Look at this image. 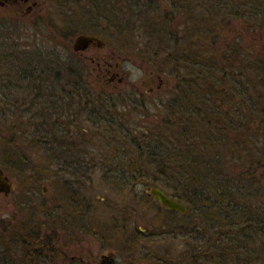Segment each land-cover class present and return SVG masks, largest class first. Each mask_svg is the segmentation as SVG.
<instances>
[{
    "label": "rangeland",
    "instance_id": "rangeland-1",
    "mask_svg": "<svg viewBox=\"0 0 264 264\" xmlns=\"http://www.w3.org/2000/svg\"><path fill=\"white\" fill-rule=\"evenodd\" d=\"M37 1L38 6L34 12L25 16H21L23 6L0 5L1 18L13 14L19 17L15 21H22L18 22L16 30L14 28L8 31L9 35H13V38L8 41L9 44H30L33 49L37 48L41 52L44 50L52 52L53 44L47 40L49 34L46 33L49 31L45 29L46 25L50 26V29L54 25L57 31L61 30L63 36L70 35L64 38L65 45L72 44L78 34L84 32L83 30L91 31L90 27L100 28V25H96V22L99 23L100 20L93 17L64 18L60 16L58 18L54 12L56 0ZM251 3L253 13L260 14V0H251ZM256 17V20H259V16ZM35 21L40 27L38 28L40 34H35L36 30L31 29ZM117 25L118 29L113 28V33L100 35L103 40L105 39L108 49L112 48L114 51L121 48L122 44L132 43L136 37L133 19L125 16L118 21ZM40 29L45 32L42 34ZM4 33L7 34L6 31ZM4 42L8 43L6 36L0 35L1 52H6L7 45ZM58 51L62 53L61 58L70 57H66L68 53L65 47L59 48ZM69 59L72 63L73 59ZM4 63L8 62L2 61L0 64ZM2 66L0 77L5 78L6 70L8 71L9 68ZM125 68L131 72L135 70L133 64H126ZM132 78L134 79L135 76L133 75ZM255 84L251 113L253 119L257 118L251 125L256 131L251 139L254 145L245 149L235 147L234 144L238 142L231 146L229 139L227 140L226 145L229 149L226 146L223 148L228 151H223L225 156L221 157L223 163L220 165L224 173L223 180L225 184L227 183L226 185L231 186V190L229 197L227 196L228 199L218 206L214 218L205 215V211L211 214L207 209L203 212L199 209L197 211L190 209L187 217L181 215L174 217V214L169 215L162 209L160 211L156 202L150 205L145 203L146 199H143L141 195H145L147 186L140 184L135 187L134 197L137 199L132 200V193L118 189L119 185L111 186L109 184L111 181L101 178V173L80 180L73 178L74 175L66 174L65 178L71 181L68 185L72 200H69L60 190L61 185L54 184L50 179L51 163L41 162L38 157L42 153L40 149L44 144L29 145L19 140L11 131L16 123H12V118L8 115L10 112L7 110L10 108L4 110V113L2 109V106L5 108V102L11 100V96L6 94V98L4 94L0 95V168L13 184L7 195L0 194V234L3 233L2 225L6 222L10 224L30 222L32 225L41 223L48 228V231L50 227L55 230V237L61 244L69 245L70 255L80 254L86 262L95 264H98L103 255L113 256L117 264H250L253 260V264H264V123H260L264 115L259 114L261 106L264 107V82L256 78ZM149 85V80L145 79V83H141L140 87L146 90ZM0 89H2L1 85ZM19 98L20 93L15 95L18 103ZM35 120L33 119L34 123L41 122ZM59 120L63 119L59 118ZM68 121L62 122L67 124ZM78 125L80 126L78 129L82 131L84 125ZM17 130L19 129L16 126ZM238 131L241 144L249 136L246 137L244 129ZM50 134L47 133L46 136L50 137ZM236 136L238 132H234L231 141H235ZM57 138L63 143L53 142L47 145L56 151L55 163L60 161L59 156L66 158L64 164L70 166L75 159L83 158L82 154L73 155L67 151L66 145L73 138L66 140L65 136L60 134ZM80 141L81 139L73 140L76 143ZM247 143L251 144V141ZM215 148H207L208 159L213 162L211 167L213 171L218 170V165L215 164L218 158L213 153ZM20 155L23 159H20ZM52 164H54L53 161ZM71 170H73L72 167ZM143 205L147 210L143 208ZM120 210L122 213L119 212ZM152 222L155 223L154 226ZM134 224L136 229L141 231L144 229V238L134 240L131 234ZM122 227L124 232L121 230ZM5 237L7 236L0 235V241ZM250 241L253 248L257 247L254 250L256 253L251 252V256H248L246 252L241 254ZM1 247L2 245L0 250ZM258 251L262 257H258ZM10 254L13 258L16 257V253ZM254 256L255 259H252ZM68 262L61 260L60 264Z\"/></svg>",
    "mask_w": 264,
    "mask_h": 264
},
{
    "label": "flooded vegetation",
    "instance_id": "flooded-vegetation-1",
    "mask_svg": "<svg viewBox=\"0 0 264 264\" xmlns=\"http://www.w3.org/2000/svg\"><path fill=\"white\" fill-rule=\"evenodd\" d=\"M55 4L58 18L100 20L96 22L100 28L90 27L91 31L83 30L78 36H94L101 42L93 41L83 51L73 50L74 41L66 47V57L75 62L80 79L95 80L105 91L123 99V115H129L126 105L132 104L137 110L147 109L149 120L145 121L150 124L164 116L174 129L182 131L184 143L200 149L195 154L186 150V154L199 157L202 147L226 144L236 130L256 122L257 118L251 116L252 93L256 78L264 82V0H260V14L253 13L251 0H56ZM0 5L23 6L21 16H25L34 12L38 1L2 0ZM125 16L133 19L134 41L115 51L108 49L100 35L113 33ZM52 47L58 71L62 54L58 49L64 45L56 42ZM69 58L64 60L69 62ZM126 64H133L135 70L131 72ZM145 79L150 83L146 90L140 87ZM261 107L259 114L264 115ZM139 121L133 120L128 128L138 129ZM260 123H264V117ZM60 126L55 116L53 136L57 144L61 142L58 135H64ZM82 131L90 135L87 126ZM64 136L72 139L71 134ZM223 151L228 149L213 150L216 161L225 156ZM178 202L187 208L180 215L187 217L189 207ZM69 253L65 252L67 264H95L86 262L80 254ZM111 257L110 264H117ZM102 260L101 256L98 264H107Z\"/></svg>",
    "mask_w": 264,
    "mask_h": 264
},
{
    "label": "trees",
    "instance_id": "trees-1",
    "mask_svg": "<svg viewBox=\"0 0 264 264\" xmlns=\"http://www.w3.org/2000/svg\"><path fill=\"white\" fill-rule=\"evenodd\" d=\"M18 18L13 14L2 18L0 16V33H2L0 35L6 36L7 42L13 38L8 31L14 28L16 30L18 22H22L15 21ZM31 26V29L36 30L35 34H40L38 31L40 27L36 21ZM45 29L49 31L46 34H49L47 40L50 44L58 41L65 48L69 47L63 40L70 35L63 36L61 30L57 31L54 25L51 29L46 25ZM5 31L7 34L4 33ZM44 32L42 31V34ZM9 43L6 44V52L0 51V61L8 62L0 64V67L5 65L9 68L8 71L6 70L7 76L0 77L2 88L0 95L4 94L6 98V94L11 96V100L4 101L3 113L10 108L7 110L10 114L5 112L12 118V123H16L11 131L19 140L29 145L44 144L40 149L42 153L38 157L41 162L51 163L50 179L54 184L61 185L59 188L64 196H67L66 198L72 200L68 185L71 181L65 178L66 174L74 175L73 178L80 180L101 173V178L111 181L109 182L111 186L119 185L118 189L132 193V200L137 199L134 197L136 195L134 188L140 184L147 187L156 186L172 198L187 204L191 211L199 209L203 212L207 209L211 214L205 211V215L214 218L218 206L228 199L231 190V186L226 185L223 180L221 158L219 162L215 161L218 165V170L214 171L218 175H215L211 173L213 170H211L212 162L208 159V147H202L199 157H193L197 150L200 151L199 147L184 143L182 131L174 129L164 116L155 120L154 124L151 120L150 124V121L149 123L145 121L149 120L147 109L141 107L137 110L132 104L126 105L129 108V115H123L120 111L124 106L123 99L105 91L103 85L95 80L80 79V74L75 70V62L70 63L60 58L57 71L52 52L45 50L41 52L37 48L33 49L30 44ZM20 89L23 93L20 94L18 103L15 95L20 93ZM56 91L59 95H56ZM55 116L63 119L62 121L69 120L67 124L61 121V134L66 135L70 132L73 140L81 139L78 143L72 140L66 145L69 154L84 155L80 160L75 159L71 162V166L65 165L66 158L61 156H59L60 161L55 163L56 151L47 146L56 143L53 136ZM138 118H140L138 129H129L132 121H138ZM33 119L41 122L34 123ZM78 124L87 126L90 135L78 129ZM16 126L19 129L17 131ZM21 127L23 128L20 129ZM244 130L246 137H249L240 144V133L236 130L238 136L235 141L229 142L231 146L235 142H238L234 144L235 147L245 149L254 145L251 140L252 135L255 134L254 128L247 127ZM47 133H51L50 137L46 136ZM250 141L251 144L247 143ZM225 146L229 149V146L223 143L214 147L222 150ZM186 150L193 154H186ZM220 154L222 155V151ZM20 159H23L21 155ZM71 167L73 170L70 171ZM185 171L187 173H184ZM141 196L146 199V204L150 205L154 202L146 193ZM143 208L146 209L145 205ZM159 209L169 215L174 214V217L179 215L168 212L160 206ZM119 212L122 213V210ZM152 225L154 226L155 223L152 222ZM2 227L3 233L0 235L7 237L0 241L2 245L0 264H60L61 260L68 262L65 252H68L69 245L59 242L52 227L48 231L44 224L32 225L30 222L15 224L6 222ZM121 230L124 232L123 227ZM132 234L134 240L145 237V234L135 227L132 229ZM250 243L252 242L247 243L241 254L246 252L251 256V252L256 253L254 250L257 247L253 248ZM13 252L16 253L15 258L10 254ZM258 253V257H262L259 251ZM252 259H255V256ZM253 262L254 260L250 264Z\"/></svg>",
    "mask_w": 264,
    "mask_h": 264
},
{
    "label": "water",
    "instance_id": "water-1",
    "mask_svg": "<svg viewBox=\"0 0 264 264\" xmlns=\"http://www.w3.org/2000/svg\"><path fill=\"white\" fill-rule=\"evenodd\" d=\"M93 41L101 42L98 38L89 35H79L76 37L73 43L74 51H83L88 47ZM13 187V184L10 178L3 172L0 168V194L3 193L7 195ZM148 195L153 197L159 204L163 205L166 209L171 211H176L180 214H183L187 211V208L170 198L163 190L158 187L147 189ZM102 261H108L107 264H110L113 261V258L109 255H103Z\"/></svg>",
    "mask_w": 264,
    "mask_h": 264
}]
</instances>
